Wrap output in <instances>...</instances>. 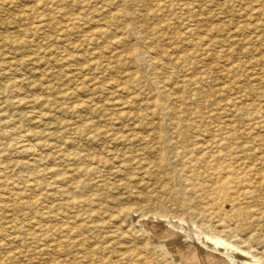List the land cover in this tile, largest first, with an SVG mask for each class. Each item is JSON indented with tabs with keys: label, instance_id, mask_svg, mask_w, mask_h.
Here are the masks:
<instances>
[{
	"label": "rangeland",
	"instance_id": "obj_1",
	"mask_svg": "<svg viewBox=\"0 0 264 264\" xmlns=\"http://www.w3.org/2000/svg\"><path fill=\"white\" fill-rule=\"evenodd\" d=\"M263 17L264 0H0V264H140L126 255L127 247L145 254L144 264H174L144 221L174 222L191 235L219 217L193 216L194 226L177 217L189 206L183 176L172 177L167 165L156 168L152 147L173 143L167 147L173 156L214 130H232L238 143L264 151ZM129 48L140 49L138 56ZM162 90L168 95L160 99ZM154 99L163 104L165 121L152 111ZM161 122L166 139L158 143L151 136ZM23 144L37 146L40 155ZM134 148L141 151L128 178L118 169ZM91 154L102 159L98 173L88 171ZM148 163L155 166L146 172ZM60 174L71 180L59 183ZM73 192L85 203L73 201ZM130 208L139 209L126 214ZM63 221L77 223L78 231L62 230ZM253 244L264 246V240ZM233 248L237 261L249 264L243 259L250 254Z\"/></svg>",
	"mask_w": 264,
	"mask_h": 264
},
{
	"label": "bare ground",
	"instance_id": "obj_2",
	"mask_svg": "<svg viewBox=\"0 0 264 264\" xmlns=\"http://www.w3.org/2000/svg\"><path fill=\"white\" fill-rule=\"evenodd\" d=\"M129 1V0H128ZM186 5V4H185ZM184 5V6H185ZM125 6V5H124ZM127 6V5H126ZM158 7V6H156ZM128 9V6H127ZM125 8V13H129L128 10ZM159 9V8H158ZM261 7H259L256 10V13L259 12ZM157 8L154 10L156 11ZM158 11V10H157ZM156 14V13H155ZM130 16V15H129ZM131 17H129V20ZM264 18V17H263ZM50 19V18H49ZM259 19V18H258ZM253 20H257L255 17ZM260 22V21H259ZM131 24V23H130ZM261 25H264V22L261 23ZM134 27V26H133ZM132 27V28H133ZM147 27V26H146ZM151 27V26H150ZM148 28V27H147ZM146 28V29H147ZM241 28V27H240ZM134 29V28H133ZM144 30V29H143ZM150 29L148 28V31ZM218 30V29H217ZM223 30V29H222ZM107 31V30H106ZM145 31V30H144ZM221 31V29H220ZM258 31V30H257ZM260 31V30H259ZM262 31V30H261ZM193 29L190 30V34H194ZM223 32V31H222ZM220 32V33H222ZM106 33V32H105ZM147 33V32H144ZM224 33V32H223ZM105 35V34H104ZM236 35V34H235ZM224 36V35H223ZM179 37V36H178ZM177 37V39H178ZM180 39V38H179ZM139 40V39H138ZM125 41V39H124ZM118 42V41H117ZM121 42V40H120ZM249 42V41H248ZM202 43H205L202 42ZM212 43V42H211ZM188 44V43H187ZM211 45V44H210ZM121 46V45H120ZM193 46V45H192ZM213 48V46H212ZM211 48V50H213ZM195 50V49H194ZM161 51V50H160ZM202 51V50H201ZM235 51V50H234ZM128 52L131 56H136L138 52H140V49L138 48H129ZM137 52V53H136ZM197 52V51H196ZM216 52V51H215ZM136 54V55H135ZM168 54V53H167ZM202 54V53H200ZM210 54V53H209ZM229 54V53H228ZM197 55V53H196ZM213 55V53H212ZM210 55V56H212ZM232 55V53H231ZM138 56V55H137ZM140 56V55H139ZM190 56V55H188ZM193 56V55H192ZM191 56V57H192ZM214 56V55H213ZM212 56V57H213ZM223 56V55H220ZM235 56V55H233ZM145 57V56H142ZM187 57V56H186ZM200 57V56H199ZM198 57V58H199ZM210 57V58H212ZM167 58V56H166ZM173 58V57H172ZM194 58V57H193ZM209 58V57H208ZM132 59V58H131ZM169 59V58H168ZM206 59V58H205ZM203 59V60H205ZM234 59V58H233ZM155 60V59H154ZM161 60V59H160ZM164 60V59H163ZM166 60V59H165ZM174 60V58L172 59ZM184 60V58H183ZM186 60V59H185ZM191 60V59H190ZM189 60V61H190ZM235 60V59H234ZM162 61V60H161ZM160 61V62H161ZM188 61V59L186 60ZM232 61V60H231ZM159 62V63H160ZM183 62V61H182ZM221 62V61H219ZM223 62V61H222ZM144 63V62H143ZM153 63V62H152ZM185 63V61H184ZM193 63V62H192ZM229 63V62H228ZM142 64V63H141ZM154 64V63H153ZM206 64V63H205ZM239 64H241L239 62ZM156 65V64H155ZM186 65L183 64V66ZM198 65V64H197ZM152 66V65H151ZM154 66V65H153ZM152 66V67H153ZM189 66V64L187 65ZM200 66V65H199ZM202 66V65H201ZM220 66V65H219ZM242 65H240V68ZM155 67V66H154ZM197 67V66H196ZM186 68V67H185ZM183 68V70H185ZM200 68V67H199ZM202 68V67H201ZM220 68V67H219ZM229 68V67H228ZM239 68V69H240ZM142 69V67H141ZM148 69V68H147ZM198 69V68H196ZM218 69V68H216ZM237 69V67H236ZM146 70V69H145ZM144 70V71H145ZM155 70V69H154ZM158 70V68H157ZM204 70V69H203ZM220 70V69H218ZM233 70V69H232ZM142 71V70H141ZM166 71V70H165ZM206 71V70H204ZM146 72V71H145ZM150 72V71H149ZM154 72V71H153ZM192 72V71H191ZM143 73V72H142ZM220 73V72H219ZM227 73V72H226ZM233 73V72H232ZM242 73V72H241ZM156 74V73H155ZM184 74V73H183ZM195 74V73H194ZM206 74V73H205ZM238 74V73H237ZM142 75V74H141ZM207 75V74H206ZM222 75V74H221ZM140 76V75H139ZM178 77V76H177ZM235 77V76H234ZM140 78V77H139ZM144 78V77H143ZM143 78H140V80H144ZM215 78V77H214ZM226 78V77H225ZM229 78V77H228ZM195 79V78H194ZM216 79V78H215ZM260 79V78H259ZM141 80V81H142ZM178 80V79H177ZM135 81V80H134ZM139 81L138 78L136 80ZM140 81V82H141ZM179 81V80H178ZM146 82H149L146 80ZM174 82V81H172ZM133 83V82H132ZM139 83V82H138ZM137 83V84H138ZM150 83V82H149ZM158 83V80H151V84L155 86V84ZM135 84V85H137ZM140 84V83H139ZM196 84V83H195ZM226 84V83H225ZM231 84V83H230ZM234 84V83H233ZM150 85V84H149ZM207 85V84H206ZM134 86V85H133ZM142 86V85H139ZM138 86V87H139ZM152 86V85H151ZM150 86V90L152 89ZM209 86V85H208ZM220 86V85H219ZM226 87V86H225ZM114 88V87H113ZM232 88V87H231ZM239 88V87H238ZM252 88V87H251ZM157 89V88H156ZM160 89V88H159ZM244 89V88H243ZM245 90V89H244ZM11 91L9 89L8 93ZM141 91V90H140ZM157 91V90H156ZM171 91V90H170ZM217 91V90H216ZM228 91V90H227ZM231 91V90H229ZM238 91H241L239 88ZM15 92V91H13ZM126 92V91H125ZM160 92V91H159ZM158 92V93H159ZM235 92V91H234ZM246 92H249L246 91ZM185 93V92H184ZM200 93V92H199ZM213 93V92H212ZM218 93V91H217ZM228 93V92H227ZM13 94V93H12ZM11 94V95H12ZM16 94V93H15ZM142 94V93H141ZM140 94V95H141ZM233 94V93H231ZM254 94V93H253ZM8 95V94H7ZM152 95V94H151ZM168 93L165 91H161L160 94L157 96L161 99L162 97L167 96ZM227 95V94H226ZM261 95V94H260ZM263 95V94H262ZM15 96V95H13ZM176 97V96H175ZM222 97V96H221ZM227 97V96H226ZM244 97L246 95L244 94ZM180 98V97H179ZM23 99V98H22ZM164 99V98H163ZM186 99V98H185ZM236 99V98H235ZM261 99V97L259 98ZM264 99V98H263ZM158 100V99H157ZM18 101V100H17ZM259 101V100H258ZM263 101V100H262ZM136 102V101H134ZM153 106H156V110L153 108L152 111L159 115V119L162 120L166 118V113L163 111L164 106L163 104L156 99L153 100ZM219 104V103H218ZM188 105V104H187ZM237 105V104H236ZM240 105V104H239ZM152 106V105H151ZM148 106V107H151ZM249 106V104L247 105ZM145 107V105H144ZM167 107V106H166ZM168 108V107H167ZM226 108V107H225ZM166 109V108H165ZM189 110V109H188ZM246 110V109H245ZM261 110V109H260ZM164 112V113H162ZM236 112V111H235ZM171 113V112H170ZM176 113V112H175ZM264 113V112H263ZM169 114V113H168ZM172 114V113H171ZM183 114V113H182ZM253 114V113H252ZM176 115V114H175ZM242 115V114H241ZM263 115V114H262ZM255 116V115H253ZM264 116V115H263ZM256 117V116H255ZM150 118V117H148ZM184 118V115L183 117ZM242 118V117H241ZM250 118V117H249ZM257 118V117H256ZM243 119V118H242ZM174 120V119H173ZM186 120V118H185ZM220 120V119H219ZM229 120V119H228ZM233 120V118H232ZM230 120V121H232ZM244 120V119H243ZM250 120V119H249ZM165 121V119H164ZM218 121V120H217ZM251 121V120H250ZM264 121V120H263ZM174 122V121H173ZM200 122V121H199ZM219 122V121H218ZM249 122V121H248ZM246 122V123H248ZM214 123V122H213ZM243 122H241L242 124ZM252 123V122H251ZM165 124V123H164ZM177 124V123H176ZM180 124V123H179ZM178 124V125H179ZM259 124V123H257ZM9 125V124H8ZM94 125V124H92ZM185 125V124H184ZM91 126V125H90ZM186 126V125H185ZM238 126V124H237ZM10 127V126H9ZM181 127V126H180ZM222 127V126H221ZM236 127V126H235ZM90 128V127H89ZM159 130L154 131V134H152L151 139L155 138L156 141L160 143V141H163L166 139V132L163 129V122L159 125ZM224 128V127H223ZM174 129V128H173ZM182 129V128H181ZM249 129V128H248ZM247 129V130H248ZM130 130V129H129ZM213 130V129H212ZM181 131V130H180ZM183 131V130H182ZM181 133L184 134L185 131ZM21 132V131H20ZM99 134L100 131H97ZM139 132V131H138ZM12 133V132H11ZM175 134V132H173ZM252 133V132H251ZM250 133V134H251ZM264 133V132H263ZM171 134V133H170ZM182 134H180L182 136ZM194 134V133H193ZM249 134V133H248ZM24 135V134H23ZM169 135V134H168ZM198 135V134H197ZM252 135V134H251ZM172 137V135H170ZM175 136V135H174ZM254 136V135H253ZM24 137V136H22ZM189 137L190 134H189ZM255 137V136H254ZM169 138V137H168ZM174 138V137H173ZM192 138V137H191ZM238 136L236 133L232 132V130L228 131H220V130H214L210 133V136L207 138H204L202 140H193L192 142L188 143L187 145L183 146L181 149L175 150L173 156H170L168 152V148H173L174 144L169 143L167 147H163L166 145H157L156 147H152L153 150L159 154V161L156 165V168L160 167L161 165H167L170 166L169 169L172 167L173 170L171 171L172 177H180L184 179V187H183V193L185 195V198L187 202L189 203L188 208L182 209L179 213L180 215L177 217L184 219L188 223L195 222L193 216H202L205 219L211 220L214 217H219L217 219L218 222L214 223L212 222V225L205 226L200 232L199 231H193V233L190 234H184L179 231V227L175 224H171L170 221H166L163 219L158 218H149L148 220L144 221V228L145 232L147 231L150 236H152L153 239H156L159 241V245L163 248L165 253L167 255L166 260H169L171 263L174 264H241L237 260H239L236 257V249L233 247H236L238 249H241L243 251H246L245 259L249 264H264V246H258L256 244H253V241L264 240V195L260 192L261 189L264 187V168L262 167L264 165V151L257 152L252 147H248L247 145L243 143H238L237 141ZM261 138V137H260ZM191 140V139H190ZM249 140V139H248ZM256 140V139H255ZM264 140V139H263ZM25 142V140H23ZM257 141V140H256ZM19 142V141H18ZM244 142V141H243ZM20 143V142H19ZM18 143V144H19ZM32 143V142H31ZM34 143V142H33ZM163 143V142H162ZM35 144V143H34ZM46 147L48 148L51 143H46ZM128 144V143H127ZM263 144V143H261ZM17 145V144H16ZM43 146V144H42ZM41 146V147H42ZM53 146V145H52ZM60 146V145H59ZM135 146V145H132ZM34 147V146H33ZM30 145L23 144L22 148L25 149V151H28L32 153L35 156L40 155L39 153H36L33 148ZM56 147V145H54ZM61 147V146H60ZM136 147V146H135ZM18 148V147H17ZM53 148V147H52ZM58 148V146L56 147ZM67 148V147H66ZM255 148V147H254ZM19 149V148H18ZM39 149V148H38ZM46 148L44 147V150ZM128 149V148H127ZM135 149V148H134ZM177 149V148H176ZM49 150V149H48ZM41 151V150H40ZM60 151V150H59ZM140 148H136L134 151L132 150V154L129 155V158L127 156V159H124V161L121 162L119 171H124L128 178L132 176V165L129 166V164L137 157L135 153H139ZM143 153L144 151H147L145 149V146L143 147ZM23 152V151H22ZM63 152V151H62ZM41 153V152H40ZM127 153V152H126ZM44 154V153H42ZM47 154V153H46ZM57 154V153H56ZM61 154V153H60ZM72 155V159L81 157L76 156L74 154ZM59 156V155H58ZM57 156V157H58ZM63 156V155H62ZM61 156V160H62ZM46 157V156H45ZM126 157V156H125ZM38 158V157H35ZM60 158V157H59ZM67 158V157H66ZM39 159V158H38ZM69 159V157H68ZM67 159V160H68ZM89 166L88 171L91 173H98L99 172V166L102 162V159L99 158V156L95 154H91L89 158ZM37 160V159H35ZM40 160V159H39ZM60 161V159H59ZM65 161V157L64 160ZM62 161V162H63ZM69 161V160H68ZM121 161V160H120ZM71 162V161H70ZM118 162V161H117ZM44 163V162H43ZM139 163V162H136ZM66 164V161H65ZM123 164V166H122ZM7 165V164H6ZM62 165H64L62 163ZM149 167L146 169L149 170L151 167L155 166L153 163H148ZM67 166V165H66ZM122 166V167H121ZM125 167V168H124ZM59 168V166H58ZM7 169V168H6ZM46 169V168H45ZM75 169V168H74ZM125 169V170H124ZM136 169V168H135ZM165 169V168H164ZM72 170V169H71ZM70 170V171H71ZM77 170L80 172V168H77ZM166 170V169H165ZM44 171V170H43ZM54 171V170H53ZM57 171V170H56ZM9 172V171H7ZM51 172V171H50ZM68 172V171H67ZM55 173V172H54ZM61 173V171H60ZM116 173V172H115ZM5 174V173H4ZM3 174V175H4ZM10 174V173H9ZM8 174V175H9ZM45 174V173H43ZM56 174V173H55ZM12 177V174H10ZM140 175V174H139ZM7 177V176H6ZM9 177V179H10ZM45 177V176H44ZM171 177V178H172ZM49 178V177H48ZM71 177H67L64 174H60V181L59 183H66ZM3 179V178H2ZM34 179V178H32ZM43 179V178H42ZM45 179H47L45 177ZM138 180V179H137ZM176 180V179H175ZM11 181V180H10ZM26 181V180H25ZM34 181V180H33ZM43 181V180H42ZM58 181V179H57ZM139 181V180H138ZM183 181V180H182ZM13 181H11L12 183ZM25 183V182H24ZM44 183V181H43ZM3 184V183H2ZM10 184V182H9ZM26 184V183H25ZM62 184V185H63ZM18 185V184H17ZM16 185V186H17ZM20 185V184H19ZM30 185V184H29ZM42 185V184H41ZM2 186V185H1ZM21 186V185H20ZM32 184V189H33ZM167 185H162V187H166ZM4 187V185H3ZM19 186H17L18 188ZM24 187V186H22ZM41 186H39L40 188ZM43 187V186H42ZM15 188V187H14ZM21 188V187H20ZM38 188V189H39ZM2 189V188H1ZM56 189V188H55ZM13 190V189H12ZM21 190V189H20ZM42 190V189H41ZM44 190V188H43ZM60 190V189H59ZM64 190V189H61ZM179 191V190H178ZM21 192V191H20ZM58 192V191H57ZM60 192V191H59ZM63 192V191H61ZM6 193V192H5ZM17 193V191H16ZM8 194V193H7ZM47 194V193H46ZM64 194V193H63ZM1 195V194H0ZM10 195V194H9ZM23 195V194H22ZM25 196V194H24ZM17 197H20V194L17 193ZM22 197V196H21ZM43 197V196H42ZM53 197V196H52ZM68 197V196H67ZM72 197L73 201H83L85 203V197L79 195L78 193H72L70 195ZM2 199V198H1ZM13 199V198H12ZM23 199V198H22ZM25 199V198H24ZM23 199V200H24ZM70 199V198H69ZM68 199V200H69ZM17 200V199H15ZM19 200V199H18ZM27 200V199H26ZM45 200V199H44ZM3 201V200H1ZM11 201H9L10 203ZM16 202V201H15ZM14 202V203H15ZM20 202V201H19ZM17 202V203H19ZM25 202V201H24ZM23 202V204H24ZM29 202V201H27ZM26 202V203H27ZM72 202V201H71ZM5 203V201H4ZM22 203V202H21ZM82 203V202H81ZM83 203V204H84ZM224 203L230 204L231 208L228 210H224L222 205ZM13 204V203H12ZM16 204V203H15ZM87 204V203H86ZM197 206H194L196 205ZM22 205V204H21ZM32 205V204H31ZM4 206V204H3ZM17 206H19L17 204ZM23 206V205H22ZM21 206V207H22ZM26 206V205H25ZM24 206V207H25ZM77 206V205H76ZM75 206V207H76ZM2 207V206H1ZM20 207V206H19ZM20 207V208H21ZM30 207V206H29ZM186 207V206H184ZM5 208V207H4ZM18 208V207H17ZM6 209V208H5ZM5 209L3 211H5ZM139 208H130L129 210L125 211L126 214L131 213L132 211H135ZM2 210V209H1ZM19 210V209H18ZM2 211V213H3ZM9 211V210H8ZM12 211V210H11ZM63 211V210H62ZM180 211V210H179ZM7 212V211H5ZM70 213V212H69ZM5 214V213H4ZM16 214V213H15ZM63 214V213H62ZM89 214L92 215L93 211H89ZM144 214V213H143ZM146 214V213H145ZM6 215V214H5ZM157 215V214H156ZM4 216V215H3ZM62 216V215H60ZM66 216V215H65ZM48 217V216H47ZM158 217V215H157ZM160 217V216H159ZM174 217V216H173ZM28 218V217H27ZM60 218V217H59ZM62 218V217H61ZM64 218V217H63ZM69 217H67L68 219ZM171 218V217H170ZM176 218V217H175ZM7 219V217H6ZM12 219V218H11ZM172 219V218H171ZM13 220V219H12ZM15 220V219H14ZM29 220V218H28ZM37 220V219H36ZM173 220V219H172ZM177 220V219H176ZM214 220V219H213ZM5 221V220H4ZM3 221V222H4ZM27 221V220H26ZM44 221V220H43ZM175 221V220H174ZM184 221V222H185ZM205 221V220H204ZM38 222V221H37ZM48 222V221H47ZM59 222V221H58ZM119 222V221H118ZM183 222V223H184ZM207 222V220H206ZM204 222V223H206ZM210 222V221H209ZM7 223V222H6ZM40 223V222H39ZM143 223V221H142ZM38 224V223H37ZM54 224V223H53ZM62 230H65L66 232H76L78 231L77 223H70L68 221H63L61 223ZM211 224V223H210ZM43 225V224H42ZM80 225V223H79ZM119 225V224H117ZM189 225V224H188ZM187 225V226H188ZM196 225V223H195ZM206 225V224H205ZM179 226V225H178ZM181 226V225H180ZM194 226V225H193ZM15 227V226H14ZM27 227V226H26ZM49 227V226H48ZM93 227V226H92ZM123 227V226H122ZM40 228V227H39ZM59 228V227H58ZM251 228V229H250ZM11 229V228H10ZM80 229V228H79ZM125 229V228H124ZM184 229V228H183ZM249 229V230H248ZM44 230V229H43ZM50 230V229H49ZM48 230V232H49ZM129 230V229H128ZM143 230V229H142ZM248 230L243 233L244 231ZM14 231V230H13ZM18 231V230H17ZM20 231V230H19ZM57 230L54 231V233ZM191 231V229H190ZM12 232V231H11ZM15 232V231H14ZM43 232V231H42ZM58 232V231H57ZM130 232L131 231L130 229ZM183 232V231H182ZM186 232V231H185ZM22 233V232H21ZM59 233V232H58ZM138 233V231H137ZM15 234V233H13ZM18 234V233H17ZM44 235V233H41V235ZM141 234V232L139 233ZM248 234V235H247ZM24 235V233L22 234ZM42 235V236H43ZM59 235V234H58ZM76 235H80V233H77ZM25 236V235H24ZM40 236V235H38ZM52 236V235H51ZM66 236V235H65ZM73 236V235H72ZM131 236V235H130ZM138 236V235H136ZM146 236V235H145ZM57 237V236H56ZM64 237V236H62ZM75 237V236H74ZM134 237V236H133ZM140 237V236H139ZM19 238V237H18ZM34 238V235H33ZM36 238V237H35ZM42 238V237H41ZM44 238V237H43ZM43 238L41 240H43ZM48 238V237H47ZM46 238V239H47ZM13 239V238H12ZM21 239V238H20ZM50 239V238H49ZM51 239H53L51 237ZM72 239V238H71ZM129 239V238H127ZM30 240V238H29ZM45 240V239H44ZM84 239L77 238L75 241H77L79 244ZM20 241V240H19ZM146 241V240H145ZM15 242V241H14ZM47 242V240H46ZM76 242V243H77ZM110 242V240H109ZM126 242V241H125ZM138 242V241H137ZM49 243V242H48ZM121 243V242H120ZM150 243V242H149ZM44 244V243H43ZM55 245V244H54ZM51 248H53V246ZM58 245V244H57ZM89 245V244H88ZM140 245V244H139ZM41 246V245H40ZM74 246L76 244L74 243ZM92 247V246H89ZM107 247V246H106ZM127 247V246H126ZM112 248V247H111ZM37 249V248H36ZM119 249V248H118ZM129 247L126 248L124 251L126 255L132 256V258H136V260H141L140 264H144V260H146V257H144L145 254H142L140 250H136ZM45 250V249H44ZM42 250V252L44 251ZM107 250V249H106ZM38 251V250H37ZM36 251V252H37ZM51 251V250H50ZM99 251V250H98ZM109 251V250H108ZM239 251V250H238ZM39 252V251H38ZM96 252V251H95ZM128 252V253H127ZM241 253V251H239ZM45 253V252H44ZM164 253V254H165ZM244 253V252H243ZM43 254V253H42ZM62 254V253H61ZM14 255V254H13ZM39 255V253H38ZM44 255V254H43ZM50 255V253H49ZM60 255V254H59ZM13 257L12 255H10ZM53 256V255H52ZM84 257L86 255H83ZM83 256H81L83 258ZM127 256V257H128ZM146 256V255H145ZM9 257V258H11ZM40 260H41V256ZM88 257V256H86ZM148 257V255H147ZM93 257L89 258L92 259ZM45 259V258H44ZM19 260V259H18ZM21 260V259H20ZM53 260H55L53 258ZM81 260V259H80ZM13 261V259H12ZM11 262V259H10ZM16 262V261H14ZM43 262V261H42ZM49 262V261H48ZM84 262H86L84 260ZM83 262V263H84ZM95 262V261H94ZM169 262V263H170ZM245 262V261H244ZM82 263V264H83ZM5 264V263H4ZM32 264V263H30ZM37 264V263H35ZM85 264V263H84ZM95 264V263H94ZM138 264V263H137Z\"/></svg>",
	"mask_w": 264,
	"mask_h": 264
}]
</instances>
